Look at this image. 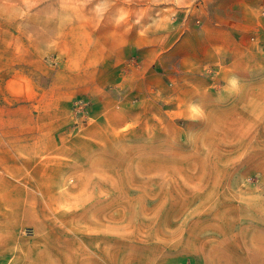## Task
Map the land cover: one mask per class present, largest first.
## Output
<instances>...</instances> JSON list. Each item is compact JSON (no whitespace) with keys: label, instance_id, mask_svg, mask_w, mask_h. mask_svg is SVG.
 <instances>
[{"label":"crops","instance_id":"crops-1","mask_svg":"<svg viewBox=\"0 0 264 264\" xmlns=\"http://www.w3.org/2000/svg\"><path fill=\"white\" fill-rule=\"evenodd\" d=\"M100 1L69 18L51 0H0V264H166L160 245L118 232L116 201L83 181L86 160L116 145L118 114L161 101L218 127L264 126V3L214 15L160 0L142 27ZM74 97L93 119L69 129L58 114Z\"/></svg>","mask_w":264,"mask_h":264},{"label":"rangeland","instance_id":"rangeland-1","mask_svg":"<svg viewBox=\"0 0 264 264\" xmlns=\"http://www.w3.org/2000/svg\"><path fill=\"white\" fill-rule=\"evenodd\" d=\"M175 1L188 8L205 4L214 15L241 4L251 9L264 3ZM51 3L53 14L73 18L83 12L92 15L93 7L103 2ZM112 3L117 16L133 14L142 27L160 11V0ZM46 59L60 66V57ZM75 98L67 114H58L67 116L69 129L93 119L90 108H79ZM166 104L160 101V110L149 105L148 113L135 117L118 114L116 145L106 147L100 156L104 159L86 160L85 167L93 168L95 175L86 176L84 183L102 187L96 199L116 201L117 216L128 220L117 225L118 232L160 245V259L166 264H264V126L240 129L230 121L229 127H218L212 115L202 123L164 111Z\"/></svg>","mask_w":264,"mask_h":264}]
</instances>
